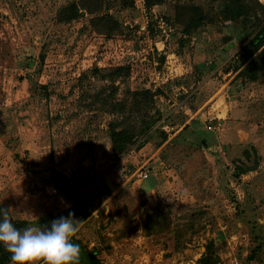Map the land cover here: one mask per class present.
Returning a JSON list of instances; mask_svg holds the SVG:
<instances>
[{
  "label": "rangeland",
  "instance_id": "374dc122",
  "mask_svg": "<svg viewBox=\"0 0 264 264\" xmlns=\"http://www.w3.org/2000/svg\"><path fill=\"white\" fill-rule=\"evenodd\" d=\"M146 5L0 0V200L79 264H264V1Z\"/></svg>",
  "mask_w": 264,
  "mask_h": 264
},
{
  "label": "clouds",
  "instance_id": "9594fccd",
  "mask_svg": "<svg viewBox=\"0 0 264 264\" xmlns=\"http://www.w3.org/2000/svg\"><path fill=\"white\" fill-rule=\"evenodd\" d=\"M0 243L11 254L12 264H79L80 246L73 242L79 232V220L70 212L51 221L50 227L28 226L18 229L9 209H0Z\"/></svg>",
  "mask_w": 264,
  "mask_h": 264
},
{
  "label": "trees",
  "instance_id": "16d2710c",
  "mask_svg": "<svg viewBox=\"0 0 264 264\" xmlns=\"http://www.w3.org/2000/svg\"><path fill=\"white\" fill-rule=\"evenodd\" d=\"M244 13H247V10H243L238 15H242ZM238 15H236V16H238ZM107 16H109V18H112V16L109 14H107ZM261 41H262V39H261ZM258 42H260V36H257L253 43H258ZM122 68H124V67L123 66H117L115 68V70L120 71ZM129 72L130 71H128L127 73H129ZM152 121H150V123H149V121H147L146 124L138 126L137 131L141 132L144 129H148L149 125L152 123ZM117 127L118 126H116V123L113 122L111 132H112L114 149H116V150L120 149L118 144H120L119 141L121 140L120 138L123 135V130L118 129ZM203 141H205V143H207V138L205 136L203 137ZM141 144L144 145V141L141 142ZM2 208L9 209L8 206H6V204L0 200V209H2ZM9 216H10L13 224L18 229H23L27 224H29V220L22 219L19 217H15L10 209H9ZM0 220H2V214H0ZM50 225H51V223L48 225V227H50ZM86 253H87L88 257L90 258V261L92 262V264H102L101 260L96 256V254L94 252L87 251ZM9 262H11V254L7 251V249L4 247V245L2 243H0V264H9Z\"/></svg>",
  "mask_w": 264,
  "mask_h": 264
},
{
  "label": "built area",
  "instance_id": "2783aa9c",
  "mask_svg": "<svg viewBox=\"0 0 264 264\" xmlns=\"http://www.w3.org/2000/svg\"><path fill=\"white\" fill-rule=\"evenodd\" d=\"M262 1H264V0H262ZM136 3L139 5V6H141L142 7V9H143V11H145L146 12V10H147V5H146V0H136ZM142 29H146L147 28V22H145V23H143V24H141V26H140ZM162 28H164V30L165 31H168V30H171L172 28L170 27V25H168L165 21H162ZM164 128L165 129H167L170 133H171V131H172V129H174V126H171V125H169V124H166V125H164ZM172 134V133H171ZM146 171L145 170H140V175H143L144 173H145ZM147 173V172H146ZM48 191L50 192V193H54V192H57L58 191V188L56 187V186H54V185H52V184H50L49 185V188H48ZM73 201H75V196H72V198H71Z\"/></svg>",
  "mask_w": 264,
  "mask_h": 264
},
{
  "label": "crops",
  "instance_id": "0c3cea01",
  "mask_svg": "<svg viewBox=\"0 0 264 264\" xmlns=\"http://www.w3.org/2000/svg\"><path fill=\"white\" fill-rule=\"evenodd\" d=\"M174 135H176V133H174V134H173V136H174ZM171 136H172V135H171ZM171 136L169 135V139H168V140H170V139H171Z\"/></svg>",
  "mask_w": 264,
  "mask_h": 264
}]
</instances>
